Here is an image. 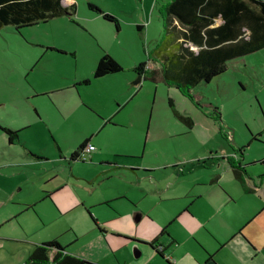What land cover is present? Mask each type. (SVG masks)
Returning a JSON list of instances; mask_svg holds the SVG:
<instances>
[{
	"label": "rangeland",
	"instance_id": "obj_1",
	"mask_svg": "<svg viewBox=\"0 0 264 264\" xmlns=\"http://www.w3.org/2000/svg\"><path fill=\"white\" fill-rule=\"evenodd\" d=\"M170 1L75 0L76 14L21 29H0V118L5 120L0 121L16 129L25 124L20 143L13 146L46 159L17 169L18 174L11 168L0 170V200L7 201L0 221L20 209V202L35 204V209L18 212L0 226V264H24L33 243L50 241L69 230L68 223L81 239L73 249L90 254L85 244L92 235L85 227L91 223L82 204L92 205L88 206L94 207L92 214L101 219L113 218L116 210L122 213L124 218L110 221L117 227L134 220L137 204L151 206L149 201L159 190L190 197L164 202L170 209L194 196L222 200L226 194L237 200L230 209L233 216L262 204L264 209V48L229 61L226 72L192 89V98L161 78L133 84L138 78L135 66L146 62L151 69L160 67L153 52L163 37L164 7ZM90 4L115 16L119 31ZM104 52L124 72L96 78ZM52 87L61 89L50 96L41 94ZM170 98L175 110L193 120L192 129L175 116ZM90 137L96 151L84 163L82 159L69 163L71 153ZM229 156L241 160L251 178L263 181L257 193L244 192L224 159ZM67 161L73 164L70 168ZM102 162L119 169L96 179ZM52 171L63 176V196L70 207L64 215L42 199L40 190L34 186L20 190L18 183L31 173L38 182L40 174ZM216 177L220 183L209 184ZM116 198L121 199L113 202V209L99 206ZM130 215V220L125 218ZM256 219L250 228L262 239L264 213Z\"/></svg>",
	"mask_w": 264,
	"mask_h": 264
},
{
	"label": "crops",
	"instance_id": "obj_2",
	"mask_svg": "<svg viewBox=\"0 0 264 264\" xmlns=\"http://www.w3.org/2000/svg\"><path fill=\"white\" fill-rule=\"evenodd\" d=\"M62 3L65 6L77 5L75 0H62ZM219 23L220 21L218 20L217 24ZM118 31L119 30H117V32ZM48 50L56 51V53L63 55L68 53L63 51V49L62 51L54 48ZM71 55L75 56L74 53H71ZM154 63H158L160 66L157 59ZM147 69L155 70L157 68L151 69L147 64ZM142 81L147 80L142 78L139 83L133 84L138 85ZM84 83L89 84V82ZM65 88L67 87H63V89ZM60 89V87H52L51 89L41 91L43 92L41 94H48L50 96L52 93L51 91H59ZM33 92H35L34 88ZM38 96L39 95L35 94L34 97L37 98ZM0 105H2V103H0ZM118 108V111L123 109L121 105H118ZM0 119L3 120V122L5 121L2 118ZM114 119L115 116L110 120L113 121ZM1 123L0 121V153L3 155L0 157V170L5 171L4 169L11 168L13 169L12 171L17 172V169L27 168L39 161H46L43 157H39L35 155V153L32 154L27 149L23 148L27 153H21L13 146L20 143L19 136L22 130L26 128L23 127L25 124L16 129L8 122H6L8 124ZM4 128H8L12 131L18 130L17 138H14L11 142L9 140V135L3 130ZM192 128L193 126L190 129ZM86 140H89V143L95 146L92 143L91 137ZM57 147L58 151L61 152L59 145H57ZM96 149L95 147L94 151H96ZM94 151H92L90 157ZM74 152L70 155L69 163L77 161L71 160V156ZM230 157L232 156L224 159H226L229 170L232 172L228 161ZM60 160L62 163H60V161L59 163L64 166L66 164V158ZM237 161H239V159H237ZM84 162L86 161L83 160L82 163ZM69 163L67 165L70 168L73 164L70 165ZM99 168L101 172L97 175L96 179H99L101 174L105 172L119 169L116 164L110 162L100 163ZM26 173L30 172L26 171ZM62 179L63 176L60 173L52 171L51 173L45 172L40 174L38 182L35 181L36 175L31 173L20 179L18 183L20 185V190H23L25 187L29 188L30 186H34L36 189L40 190L42 199L64 215L70 210V207L68 200L63 196L65 184H61ZM55 181H59V185H55ZM237 181L244 192L248 194L257 193L260 187L263 186V181L261 179L251 178L249 171H247L244 180L246 186H244L241 181ZM218 183H220L219 177L209 182L211 185ZM2 189L3 185L0 184V191ZM13 191L16 192L15 189ZM156 193L157 194L152 196L154 198L153 201H149L151 206H139L140 204L135 206V211L132 214L134 220H131L127 227H117L110 224L111 220L124 218L123 214L119 213L117 210L114 212L113 218L101 219L92 214L94 207H88L92 205L87 206L82 204L81 206L85 210L91 223V225L88 224V226L85 227V230L91 232L92 235V238L85 244L91 250L90 254L82 255V253L79 254L73 249L74 245H77L81 239L70 223H68L70 226L69 230L65 229L55 238L60 241L61 245L65 247L68 253L81 257L93 264H264V236L261 239V235H259L258 231L251 230L250 228L252 226L251 223L257 220L256 217L264 213V209H262L263 204L245 211L236 217L230 212L232 205L237 202L236 198L231 194H226V197L222 198V200L214 198H206L204 200L202 195L194 196V198L184 201L179 205L178 203H173L175 207L170 209L164 205V202L190 197L169 196L161 193L160 190ZM121 198L105 200L99 206L104 205L113 209V202ZM77 202L80 204L79 200ZM81 202L86 203L84 199H81ZM6 203L7 201L0 200V209L2 205L4 206ZM204 203H207L206 206H204ZM10 204L13 205V203ZM19 205H21V208L18 210L14 209V213L2 219L0 221V226L18 212L21 213L23 211L35 209V204H32L31 201L28 203L20 202ZM158 209H160V211L162 210L161 214L155 212L158 211ZM130 217L131 215L125 216V218H129V220ZM173 225H176V227H173L174 229L172 230L171 228ZM66 232H70L67 235L68 237L65 236ZM261 234H264V228L261 230ZM36 244L41 243H33L32 251ZM159 244L164 246V254L159 253L155 249V245ZM262 255L263 257H261Z\"/></svg>",
	"mask_w": 264,
	"mask_h": 264
},
{
	"label": "trees",
	"instance_id": "obj_3",
	"mask_svg": "<svg viewBox=\"0 0 264 264\" xmlns=\"http://www.w3.org/2000/svg\"><path fill=\"white\" fill-rule=\"evenodd\" d=\"M89 8L114 23L117 30L120 29V22L115 16L102 12L92 4ZM75 13L76 6H65L62 0H0V29L5 26L21 29ZM263 48L264 0H172L164 7V33L153 52L160 68L148 70L147 63L142 62L133 71L147 81L156 82L161 78L192 98L191 90L226 72L229 61ZM122 71L123 66L104 52L94 75L100 78ZM169 106L178 119L189 128L193 126L192 119L173 108L171 98ZM3 130L11 142L17 138V131ZM88 143L89 140H85L72 154L71 160H78L79 151ZM228 161L234 177L246 186V165L234 157L228 158ZM24 264L93 263L68 253L55 238L36 244Z\"/></svg>",
	"mask_w": 264,
	"mask_h": 264
},
{
	"label": "built area",
	"instance_id": "obj_4",
	"mask_svg": "<svg viewBox=\"0 0 264 264\" xmlns=\"http://www.w3.org/2000/svg\"><path fill=\"white\" fill-rule=\"evenodd\" d=\"M95 150V146H93L92 144L88 143L86 144L83 149L79 152V159H83L86 160L88 157H90V154L92 153V151Z\"/></svg>",
	"mask_w": 264,
	"mask_h": 264
},
{
	"label": "flooded vegetation",
	"instance_id": "obj_5",
	"mask_svg": "<svg viewBox=\"0 0 264 264\" xmlns=\"http://www.w3.org/2000/svg\"><path fill=\"white\" fill-rule=\"evenodd\" d=\"M82 149H83V148H82ZM82 149H81V150H82ZM81 150H80V151H81ZM80 151H79V152H80ZM78 159H79V158H78ZM82 160H83V159H82ZM235 160L237 161L236 158H235ZM155 249H156L159 253L164 254V253H163V252H164V246H162V245H160V244H159V245H155Z\"/></svg>",
	"mask_w": 264,
	"mask_h": 264
},
{
	"label": "water",
	"instance_id": "obj_6",
	"mask_svg": "<svg viewBox=\"0 0 264 264\" xmlns=\"http://www.w3.org/2000/svg\"><path fill=\"white\" fill-rule=\"evenodd\" d=\"M142 80V76H138L137 80L134 82L135 84L139 83Z\"/></svg>",
	"mask_w": 264,
	"mask_h": 264
}]
</instances>
